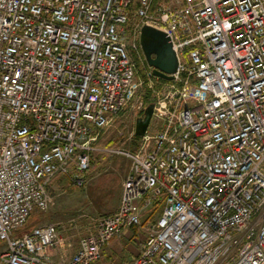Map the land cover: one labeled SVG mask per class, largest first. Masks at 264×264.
Returning a JSON list of instances; mask_svg holds the SVG:
<instances>
[{"label":"built area","instance_id":"obj_1","mask_svg":"<svg viewBox=\"0 0 264 264\" xmlns=\"http://www.w3.org/2000/svg\"><path fill=\"white\" fill-rule=\"evenodd\" d=\"M145 25L173 43L171 81L146 61ZM139 62L160 86L140 149L121 152L120 207L52 262L58 225L23 230L57 177L83 186L123 112L146 109ZM135 228L130 264H264V0H0L1 264H97Z\"/></svg>","mask_w":264,"mask_h":264},{"label":"rangeland","instance_id":"obj_2","mask_svg":"<svg viewBox=\"0 0 264 264\" xmlns=\"http://www.w3.org/2000/svg\"><path fill=\"white\" fill-rule=\"evenodd\" d=\"M139 63L138 74L142 81L139 101L147 108L154 101L151 98L152 102L147 104L146 96L150 90L157 91L160 85L151 87L153 85L148 82L147 70ZM144 111L138 105L128 108L101 134L83 186H76L65 176L57 177L50 186L52 205L44 212L36 211L23 232L39 225L56 224L65 250L74 255L80 239L92 228L89 217L109 215L120 207L123 184L131 167V160L121 152L140 149L142 138H135V128L137 119L144 116ZM144 238L145 232L140 228L115 238L105 248L97 264H130L139 254ZM3 248V242H0V254Z\"/></svg>","mask_w":264,"mask_h":264},{"label":"water","instance_id":"obj_3","mask_svg":"<svg viewBox=\"0 0 264 264\" xmlns=\"http://www.w3.org/2000/svg\"><path fill=\"white\" fill-rule=\"evenodd\" d=\"M140 44L148 65L153 68L155 76L165 80H173L178 70L179 60L170 37L162 30L145 25L141 30ZM154 104L144 111V116L136 121L135 135L144 137L149 129Z\"/></svg>","mask_w":264,"mask_h":264},{"label":"crops","instance_id":"obj_4","mask_svg":"<svg viewBox=\"0 0 264 264\" xmlns=\"http://www.w3.org/2000/svg\"><path fill=\"white\" fill-rule=\"evenodd\" d=\"M64 247L65 246H64L63 240H60V243L58 244V246L50 251V258L52 262L63 263V262L69 261L72 258L73 254L70 251L65 250Z\"/></svg>","mask_w":264,"mask_h":264},{"label":"trees","instance_id":"obj_5","mask_svg":"<svg viewBox=\"0 0 264 264\" xmlns=\"http://www.w3.org/2000/svg\"><path fill=\"white\" fill-rule=\"evenodd\" d=\"M128 34H130V32H129ZM151 98H152V97H151V93L149 92L148 95L146 96L147 104H150V103L152 102V99H151ZM135 138H136V139H140V138L137 137V136H135ZM163 200H164L163 198L160 200V202H159V204H158V205H159V206H158V209H162L161 206H162V204H163ZM33 215H34V214H33ZM33 215H32V217H33ZM31 220H32V218H30V221H31ZM30 221H29V222H30ZM29 222H28V224L26 225V228H27V226L29 225ZM26 228H25V229H26Z\"/></svg>","mask_w":264,"mask_h":264}]
</instances>
